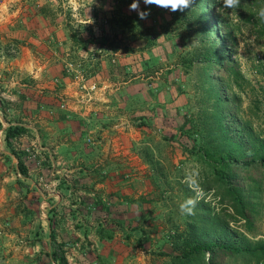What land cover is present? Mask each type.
<instances>
[{"label":"rangeland","instance_id":"1","mask_svg":"<svg viewBox=\"0 0 264 264\" xmlns=\"http://www.w3.org/2000/svg\"><path fill=\"white\" fill-rule=\"evenodd\" d=\"M255 1L260 0H241L236 21L217 1L219 27L227 33L221 46L230 52L227 65L233 64L240 76L234 83L216 66L210 71L211 88L203 65L195 61L196 41L188 47L194 32L172 19L177 12L144 0L139 11L149 13L146 19L130 9L136 0H78L75 11L65 7L67 0H0V264H56L48 255L49 219L69 264H82L76 254L86 255L85 264H172L180 250L170 236L184 231L187 220L178 204L194 195L181 182L189 163L199 164L201 187L206 194L214 190L207 203L228 221L229 232L238 240H264V166L232 167L230 180L242 188L248 204L247 226L241 217L233 221L232 196L225 183L215 180L213 164L203 153L206 140L218 137L206 135L218 107L229 132L242 129L264 141V21L257 19L264 1ZM87 48L102 52L81 56ZM104 54L127 112L128 128L118 138L120 146L128 147L122 156L132 158L127 168L135 170L129 173L145 170L148 175L143 182L147 193L137 197L82 192L73 173L55 161L51 142L57 128L46 125L42 133L43 125L35 123L48 122L52 115L40 107L42 96L56 98V110H68L66 80L88 95L90 64ZM78 66L90 73L85 87ZM215 89L227 105L219 104ZM16 124L25 131L8 147L5 130ZM89 137L92 133L82 134L80 140L91 147ZM12 152L25 165L26 177ZM143 236L148 239L142 242ZM215 261L259 264L251 255L225 251L217 252Z\"/></svg>","mask_w":264,"mask_h":264},{"label":"trees","instance_id":"2","mask_svg":"<svg viewBox=\"0 0 264 264\" xmlns=\"http://www.w3.org/2000/svg\"><path fill=\"white\" fill-rule=\"evenodd\" d=\"M218 0H193L191 7L184 12H177L172 18L174 21L185 24L187 31L194 32V38L197 43L194 46L195 61L201 63L204 67V81L211 88L210 71L217 67L224 69L227 77H231L234 83H238L240 76L235 66L228 64L230 62V52L228 48L224 49L221 41L226 40L227 33L221 31L219 20L215 12V6ZM264 0L256 2V5L263 3ZM263 5V4H260ZM217 30V35L215 31ZM192 62H189L191 65ZM214 95L220 105H227V102L221 100L218 90L215 89ZM219 109V110H218ZM212 113L213 124L206 135L216 134L218 137L212 141L206 140L204 155L213 164V174L215 180L225 183L227 191L232 196V219L237 221L236 217L245 220L247 226L251 221L248 216V204L245 200V194L239 186H235L230 180L232 167L248 166L251 163H259L264 166V141L259 138L250 137L248 132L242 129L229 132L228 128L222 124V110L218 107ZM242 128H245L243 125ZM25 131L24 126L16 124L9 125L5 130V142L8 147H12L11 139L17 137ZM17 159L16 166L18 171L27 176V169L20 157L12 152ZM206 188V186H204ZM195 214L187 216L186 229L175 232L170 236L172 245L180 252L172 256V264H219L215 261L217 252L225 251L242 256L251 255L257 263L264 264V240L257 239L253 242L238 240L235 232L230 233L228 221L220 214L214 212L207 202L199 201L194 210ZM49 227V245L48 252L52 262L56 264H69L61 244L57 242V234L51 220ZM209 253L210 256L205 254ZM170 255V254H169Z\"/></svg>","mask_w":264,"mask_h":264},{"label":"crops","instance_id":"3","mask_svg":"<svg viewBox=\"0 0 264 264\" xmlns=\"http://www.w3.org/2000/svg\"><path fill=\"white\" fill-rule=\"evenodd\" d=\"M92 49L82 50L80 55L91 58L94 54L102 52L100 49ZM109 53L117 54L116 51ZM96 59L97 62L90 64L94 70L87 81L88 85L94 83L95 88L85 96L78 90L76 82L72 83L66 80L63 91L67 95L68 110H56V98L42 96L39 101L40 107L43 108L46 115H52L47 116L48 122L44 120L35 123H39L37 128L43 125L42 133L47 130L44 128L46 125L52 124L57 128L56 140L51 142L55 161L60 164V168L73 173L80 185L83 186L82 192H87L90 195L97 194L102 198L107 195L114 198L118 196L137 197L142 193H147V186L143 187V182L147 181L148 175L145 174V170L140 174L129 173L130 170H135V168H127L128 165L132 167V158L122 156L128 152V147L120 146L118 140L128 128V125H125L128 123L125 119L127 112L122 109L123 101L119 87L113 88L116 82L111 80L106 70V67L109 66L106 54L99 55ZM87 61L86 64L89 62ZM51 102V106L46 104ZM82 102L87 103L83 105ZM50 107H53V113H50L49 110L48 112L44 111L45 108L49 109ZM36 117L41 118V114ZM89 133H92L91 138L93 139L90 143L91 147L80 140L82 134L88 135ZM82 139L84 140V138ZM43 143L46 145L45 141ZM121 171L127 173L122 174ZM125 203L128 202L125 201ZM145 239L148 238L143 236L142 242ZM75 260L85 264L88 259L86 255L76 254Z\"/></svg>","mask_w":264,"mask_h":264},{"label":"clouds","instance_id":"4","mask_svg":"<svg viewBox=\"0 0 264 264\" xmlns=\"http://www.w3.org/2000/svg\"><path fill=\"white\" fill-rule=\"evenodd\" d=\"M193 0H144L145 5H155L159 8L170 10L173 13L184 12L186 9L191 7ZM222 8L230 10V17L233 21L239 19L236 9L241 5V0H222ZM65 7H71L75 11L78 7V0H67ZM130 9L133 11H138L140 19H146L149 15L148 12L139 11V0H136L131 6ZM220 11V9H219ZM257 19L264 21V6L260 7L257 12ZM195 43V38L192 43L188 46L192 47ZM200 166L198 163H189L184 168L183 180L181 181L190 189L194 194L185 198L182 202H179L178 208L182 216H191L194 215L195 207L198 201L205 199L206 202L212 199L214 190L209 191L207 194L200 185ZM142 255V254H141ZM210 256L209 253L205 254Z\"/></svg>","mask_w":264,"mask_h":264},{"label":"built area","instance_id":"5","mask_svg":"<svg viewBox=\"0 0 264 264\" xmlns=\"http://www.w3.org/2000/svg\"><path fill=\"white\" fill-rule=\"evenodd\" d=\"M72 64H70V66H71ZM80 66V65H79ZM78 66V73H77V75L79 76L78 77V79H79V81L81 82V85L83 86V87H85L86 86V81H87V79L89 78V77H86L87 75H90V73H88V74H86L87 72L82 68V67H79ZM95 88V84L94 83H92V84H90V85H88V89H89V91L90 90H92V89H94ZM88 94H89V92H87ZM62 103H61V107H65L66 106V102H64V101H66V99L64 100V99H62ZM88 139V141H93L92 140V138L91 137H89V138H87Z\"/></svg>","mask_w":264,"mask_h":264}]
</instances>
